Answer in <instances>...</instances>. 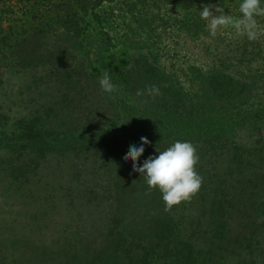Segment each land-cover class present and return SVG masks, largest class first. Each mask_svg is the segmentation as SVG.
<instances>
[{
	"label": "trees",
	"instance_id": "obj_1",
	"mask_svg": "<svg viewBox=\"0 0 264 264\" xmlns=\"http://www.w3.org/2000/svg\"><path fill=\"white\" fill-rule=\"evenodd\" d=\"M10 1L18 2L19 6L25 4L23 16L36 22L33 32L19 27L21 32L15 33L11 30L14 27L4 25L0 16V47L17 51L15 61L19 67L35 66L38 58L51 63L46 78L57 85L59 92L52 103L17 120L19 137L4 144L9 154L3 168V178L9 177V181L5 180L6 189H13V181L21 188L30 185L32 180L38 184L36 172L40 161L53 152V163L48 166L49 179L38 184L44 207L32 214L35 219L51 217L52 210L64 203L70 206L74 198L81 197L89 203L104 201L111 210L106 222H90L77 210L78 220L70 229L87 222L88 233L93 236H103L104 230H108L106 236L127 234L141 254L140 262L145 264L146 258L152 255L172 258L177 264H194L198 258L193 259L195 255H200L208 264H227V258L234 262L236 257L238 264H252L254 259L258 264L260 255L255 249L260 242L262 221L258 223L253 213L255 204H262L258 202L260 195L264 198V144H253L251 149L242 150L228 142L219 124L213 123L220 115L225 117L230 109L242 105L235 103L234 97L241 93L245 83L230 76L211 74L206 85L208 92L195 98L173 87L162 72L148 64H142L135 72L129 70L127 82L136 93L152 84L159 86L162 93L155 99L147 94L136 96L148 111L140 112L139 120L133 119L137 123L129 124L136 128L134 135L128 132L123 121L121 127L115 126L118 114L106 108L93 75L86 73L81 64L69 66L63 58L67 49L53 47L41 55L35 45V33L44 24L42 15L52 13L58 17L57 23L70 35L64 37L73 39L81 33L82 15L102 0H0V3ZM42 12L48 13L40 18ZM11 34L15 37L10 38ZM54 105H58V110H54ZM252 110L255 112L256 108ZM240 111L243 110L235 111L236 117ZM100 112L113 122L101 119ZM46 118L48 123H42ZM111 126L115 128L111 131L112 137H108ZM142 136L150 143L145 145V152L138 160L140 165L150 155H158L157 148L163 151L176 140L198 145L197 171L204 180L190 202L166 211L159 189L149 190L145 178L132 170V161L123 159L131 145L141 143ZM27 197L38 196L28 194ZM232 222L236 225L233 229ZM82 230L75 229L74 233L81 234ZM183 234L201 235V239L207 240L204 249L198 248L192 257L191 244L182 239ZM98 244L95 246L89 241L78 250L88 256L109 253L104 244ZM67 247L73 249L69 244ZM243 249L242 255L239 252Z\"/></svg>",
	"mask_w": 264,
	"mask_h": 264
},
{
	"label": "rangeland",
	"instance_id": "obj_2",
	"mask_svg": "<svg viewBox=\"0 0 264 264\" xmlns=\"http://www.w3.org/2000/svg\"><path fill=\"white\" fill-rule=\"evenodd\" d=\"M241 2L242 0H102L93 10L82 15L84 24L81 26V33L73 39L64 37L70 35L66 34L63 26H59L58 17L42 12L40 18L42 14L47 15H42L44 24L35 33V45L41 55L53 47L67 49L63 58L69 66L81 64L86 73L93 75L98 90H101V97L107 103L106 108L109 112L118 114L115 126L121 127L120 123L123 121L128 132L134 135L136 128L129 124L137 123L133 119L139 120V113L148 111V107L138 101L136 91L127 82L129 70L135 72L142 64H148L155 71L162 72L173 87L195 98L206 95V85L211 74L230 76L235 81L244 82L243 90L234 97L235 103L242 105L234 110L230 109L225 117L220 115L213 123L215 122L214 126L219 124L228 142L247 150L253 144H264V35L250 41L247 36H238L234 29L228 27L219 29L217 35L211 37L208 21L200 17V11L205 5H220L224 7L225 14L239 16ZM23 7L25 8V4L19 6L18 2L0 3L2 22L13 26L11 30L15 33L21 32L19 27L33 32L31 29L35 26V19L31 22L27 15L23 16ZM257 20L261 28H264V17H257ZM18 36L20 37L19 34ZM14 37L15 34H11L10 38ZM10 50L8 46L0 47V264H145L140 262L141 254L137 253L134 240L127 234L122 237L114 234L106 236L108 230H104L103 236H93L88 233L87 222L79 224V227L75 225L76 230L83 228L81 234H75L74 228L70 229L78 220L77 210L90 222H106L105 218L107 214L110 215L111 210L104 201L95 204L81 197L74 198L70 206L64 203L52 210L49 218L33 217L35 211H42L44 207L42 189L38 184L49 179L48 166L53 163V152L40 161L36 172L38 184L32 180L30 185L21 188L13 181V189H6L5 180L9 181V177L3 178V168L9 160V154L4 144L19 137L17 120L52 103L59 92L57 85L46 78L49 66L52 67L51 63L38 58L34 61L35 66L19 67L15 61L17 51ZM105 69L109 71L112 82L120 88V93L109 94L102 90L99 80ZM110 95H115L116 98L111 99ZM57 107L58 105H54V110H58ZM252 108L257 111L254 112ZM237 109L243 110L238 112L239 117L235 115ZM99 116L107 123L113 122L102 112ZM243 117L245 119L242 121ZM48 121L49 118L42 119V123L47 124ZM115 126L109 128L108 137H112L111 131ZM28 194L38 197L30 198L27 197ZM258 202L262 204H255L253 214L256 215V221H262V224L260 242L255 253L260 255L258 264H264L262 195ZM230 227H236L234 222ZM181 237L191 244L192 257L198 248L203 246L204 249L207 243V240L201 239V235L189 237L183 234ZM89 241L95 246H100L98 243L104 244L109 253L89 256L82 254L79 247ZM67 244L73 246V249H69ZM243 251L244 249L239 253L243 255ZM193 259H196L194 264H208L201 260L200 255H195ZM237 259L238 257L233 261ZM145 261L146 264H177L172 258H161L158 255L148 256ZM234 262L227 258V264ZM255 262L257 259L252 264ZM238 263L239 261L235 262Z\"/></svg>",
	"mask_w": 264,
	"mask_h": 264
},
{
	"label": "clouds",
	"instance_id": "obj_3",
	"mask_svg": "<svg viewBox=\"0 0 264 264\" xmlns=\"http://www.w3.org/2000/svg\"><path fill=\"white\" fill-rule=\"evenodd\" d=\"M239 12L241 15L234 16L225 14L224 7L220 5H205L200 11V17L208 21L211 37H215L219 29L228 27L234 29L238 36H247L250 41L264 35V28H261L257 20V17H264L262 0H242ZM99 84L109 94L120 93V88L112 82L107 69L103 71ZM146 94L153 99L162 95L160 87L155 84L147 86L143 91L137 90L136 93L137 96ZM110 98L115 99L116 96L110 95ZM140 140L138 146L133 144L129 147L123 159L132 161V170L145 178L149 190L159 189L166 211L182 202H190L199 192L204 180L197 171L200 160L198 145L176 140L163 151L157 148L159 154L150 155L140 165L138 160L145 152V145L150 143L147 137L142 136Z\"/></svg>",
	"mask_w": 264,
	"mask_h": 264
}]
</instances>
